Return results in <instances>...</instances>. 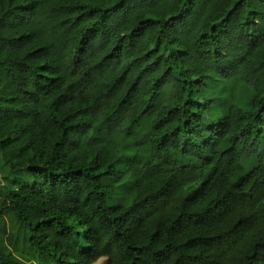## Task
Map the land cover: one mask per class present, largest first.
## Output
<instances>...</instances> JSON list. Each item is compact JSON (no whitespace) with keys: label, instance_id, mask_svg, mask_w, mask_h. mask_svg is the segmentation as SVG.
I'll list each match as a JSON object with an SVG mask.
<instances>
[{"label":"trees","instance_id":"16d2710c","mask_svg":"<svg viewBox=\"0 0 264 264\" xmlns=\"http://www.w3.org/2000/svg\"><path fill=\"white\" fill-rule=\"evenodd\" d=\"M0 264H264V0H0Z\"/></svg>","mask_w":264,"mask_h":264},{"label":"rangeland","instance_id":"374dc122","mask_svg":"<svg viewBox=\"0 0 264 264\" xmlns=\"http://www.w3.org/2000/svg\"><path fill=\"white\" fill-rule=\"evenodd\" d=\"M33 181V175L28 172L17 174L9 173L7 167L3 164L0 155V208L4 197L8 192L18 185L30 184ZM11 222L8 218L0 215V242L5 252L13 251V248L7 244V236L11 231Z\"/></svg>","mask_w":264,"mask_h":264}]
</instances>
